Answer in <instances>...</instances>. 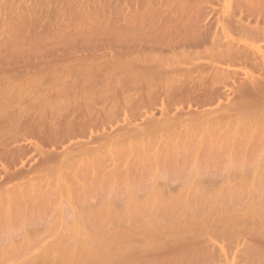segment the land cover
Masks as SVG:
<instances>
[{
    "label": "rangeland",
    "instance_id": "1",
    "mask_svg": "<svg viewBox=\"0 0 264 264\" xmlns=\"http://www.w3.org/2000/svg\"><path fill=\"white\" fill-rule=\"evenodd\" d=\"M5 1L3 0V3ZM22 1L7 0L8 5H10V3L13 4H11V6L5 5V8L3 9L4 11L2 10L3 13L0 9V13H2V15L4 14L5 10L9 7V9L11 8L10 10L12 12H10L9 9L6 10V12L9 11V13H11V17H13L14 14L18 18L20 16V18L23 19L20 20L22 22H20L19 19L14 15L13 19L14 18L18 19L16 21H18V23L20 22L19 25H21V27L16 25L19 27V30L17 29L18 27H14V28L18 30L17 33H20L22 28L23 29L22 33L25 34L24 38L26 37L28 38L30 37V39L34 38L32 42L34 43L35 41V44L32 45L33 43L29 39L28 43L29 42L32 43V44L29 43V45H31L32 47L31 49L30 47H28L29 45L27 43V47L29 48V50L26 47V44L23 47L21 46L22 48L25 47L28 53L30 52L28 57L25 53V49L23 50L24 52L21 54L22 52L21 47L20 49L19 48H17V50L15 49V52H13L12 54L11 49L9 48L11 46L10 41L11 40L14 41V38L16 37L13 35L16 32H12L13 34L9 32V30L12 29H8L9 28L8 23H10L13 20L10 19V22L9 20L6 21L8 26L5 23H4L5 25L3 26L2 22L3 20L5 21V17L8 12L4 14V16L0 14V19H1L0 26L1 27L3 26L2 28L0 27V43L1 41L4 40L3 43L5 42L6 44L9 40L8 43L10 44L9 46L6 44L8 50L10 49L8 51L10 52L8 53L9 56L6 53L7 47L6 49L5 48L3 49V47H5L3 43L2 46L0 44V46L2 47V49L0 47V51H2L0 52V54L3 56L2 53H6L4 58H6V56H8V59L9 57L12 58V60L10 58L11 61L9 65L7 64V61L4 60V58L3 59L0 58L2 61L0 62V264H65L68 254L70 252H80V250H82L85 246L95 245L96 244L95 241H97L98 238L108 239V245L105 248H100L97 245L94 246L93 250L95 251L97 257L96 264H166L165 262L166 260L169 264H264V218L243 216V211L246 210L245 206L248 202V199L253 196L262 197L263 195L262 193L264 192V185L257 184V182L264 181V107H262L261 105L257 107L254 98H244L243 95L239 93L240 87L243 85H247L251 87L252 83L264 84V62H261L260 65L258 66H254L249 63L246 64L235 63L231 65L229 70L232 74L235 73L234 77L235 75H237V78H235L237 79L235 80L236 82L234 84L230 83L229 86L226 88L227 90L224 89L225 93L222 92L223 91L222 89L221 91L222 96L220 97L222 101L220 99H217V101L214 100L213 103L212 102L208 103V101L207 102L205 101L207 99L204 98V93H203L204 90H202L205 88L199 85V83H197V87H196V84L194 85V83H191L190 80L187 81V77L185 74V71L188 68L203 66L206 63H208L209 62L208 53H202V55L200 56L201 58L194 57L192 59L194 63H191L190 62L191 60L184 57H180L178 61L175 58L172 59L171 56L173 57L174 52L170 53V44H168L169 49L167 48V53H166V47L165 49L163 48V52H160L162 50L161 49L162 44L159 48V51L157 50V48L155 49V47H157V45L160 44L159 41L165 42L166 44V42L169 41V37L171 35L173 36V34H171L172 32L175 34V31L177 30L179 31L180 28L181 31H184L186 29L187 31H189L188 27L186 29L184 28L188 25L189 28H191L192 30L196 26H199L198 29L206 28L205 32L203 31V29H201L202 31L199 30L201 35L203 33H206L205 35H207V33L209 32L207 31V29L210 28L211 29L210 32H212L213 30L214 32L212 33L215 32L218 33L221 43L225 45L231 44L235 48H242L244 50H248L251 52L253 51L255 52L256 50H264V38L255 39L245 34H239L235 32L230 26V21H233L235 19L238 20L240 17L244 19L243 20L244 23L245 22L250 23L249 27L254 28L258 23L260 24L261 27L264 26V2L263 3L261 1L258 2V0H256V2H258V4L261 5V6L259 5V7L256 8L258 4L257 5L254 4L255 3L254 0H95V1L90 0L93 2V3L91 2L92 4H95V6H93L95 10L92 9L93 7L90 8L93 10V14L91 13V15H93V18H98V19H94L96 22H98V20L99 21L101 20L100 22H102V25L99 22L100 23V24L98 23L99 25L96 24L94 25V23H92V25L90 26L89 24L93 21L92 20L93 18L89 14L90 11L92 12V10H89V3H90L89 0L88 1L76 0L79 1L78 3H76V1L72 2L73 0H71L72 4H68V5L65 3H68L69 0H67L68 2L66 0H64V2H61L63 0H50V1L22 0ZM84 1L86 3H84ZM250 1H251V5L249 3ZM252 1L254 2L253 4ZM0 2H1L0 8H3L4 6L1 7L2 0H0ZM39 2L41 4H39ZM48 3L51 5V7ZM52 3L55 6H53ZM92 4H90V7L92 6ZM248 4L251 6L252 9L251 8L249 9ZM14 5L17 9H12V6L14 7ZM33 5L36 6L39 5L38 7L41 10H39L38 12V7L35 6L36 8L35 9ZM70 5L73 6L69 7ZM28 6L31 7L30 8L31 10L27 8ZM63 6L64 7L67 6V7L63 8ZM85 6L88 9L87 12L89 11L88 15L87 12L86 14L84 13V15L83 12L81 13L82 11L81 9L85 11L86 9ZM79 7L82 8L80 9ZM25 8H27V10ZM33 8L35 12L32 11ZM99 8L101 9L103 8V9L100 10ZM253 8H255V11H253L254 10ZM28 9L30 12L31 11L32 13L34 12V14L29 13ZM44 9L45 10L49 9V10H46V12L44 13L45 11ZM52 9L55 11H53ZM63 9L65 10L64 12ZM96 9H98L100 13L96 11ZM22 10L24 12L28 11L24 13V16L27 15L28 13V15L30 16V20H29L30 23L29 21H26L28 22L27 24L26 22H24L25 19L26 20L28 19L25 18L28 15L25 17H21L23 16ZM51 10L53 11V13ZM67 10H69V13L71 12V14H69ZM36 11L38 14L40 13L41 15L44 13L45 17L44 14L42 16L39 14L40 17H37L38 14L36 13ZM74 11L76 12L78 11L79 15ZM94 11H96V13ZM180 11H182V14L184 16L182 14L179 15L181 13ZM47 12L50 14H48ZM184 12L188 13L189 16L188 14L186 15V13ZM195 12L197 15L195 14ZM73 13L77 14V15L75 14L76 18L77 16H79L78 19H80L81 14L82 16H86V17L81 16V18L82 19L87 18L86 22H88L87 25L88 27L90 26L91 28L93 27L95 28L101 27V28L100 29L94 28V31L89 30L90 27L89 29L88 28L85 29L84 28L86 24L85 20L83 19L84 22L81 23L82 22L81 19L79 20L81 21L79 23L78 19H74L75 17L73 16L74 15ZM94 13L95 14L99 13L98 17H96ZM173 13L176 15H174ZM190 13H191V17H190ZM54 14L55 16H51ZM65 14L67 15L65 16ZM8 15L9 14H7V18ZM61 15L64 17H62ZM71 15L73 18L71 17ZM101 15L102 16L105 15L103 16L106 17L104 19L105 22L102 21L103 17ZM159 15L160 16L162 15L161 16L162 19H160ZM32 16H34L35 19H33ZM153 16H155V18ZM173 16L174 17L176 16L175 18H177L178 21L175 18H173ZM167 17H169L170 19L172 18L171 21L169 18L167 19ZM37 18L38 19L40 18L41 21L40 20L37 21L36 20ZM71 18L74 19L75 23H77L78 26L79 24L80 25L84 24V26L81 27L82 29L81 32L78 33V30H76L78 26L76 24V28H75V23H73L72 25L73 28H70L72 27L71 26L72 22H74L72 21ZM134 20L136 21L134 22ZM152 20H155V22H153ZM175 20L177 21V23H175L176 22ZM66 21L69 22L66 23ZM116 21L120 23L118 24ZM143 21L145 22L147 21L146 23L147 27L148 25L151 28H153L154 25H156L157 27H155V29L153 28L154 30L152 29V31L151 30L148 31L149 28L145 30L146 28L143 27L145 26V23ZM148 21L150 22V24H148L149 23ZM181 21L184 22L185 24L182 23ZM191 21H192V25L193 26L195 25L194 27L191 25ZM55 22L58 23L59 25L55 24ZM108 22L110 23L107 24ZM127 22L130 23L128 24ZM141 22H143V24H141ZM180 22L182 23V25H180L181 24ZM197 22L198 24L196 25ZM22 23H24L26 27L22 26ZM116 23L118 25H116ZM159 23L161 25L164 24L163 27ZM166 23L167 25H169L168 26L169 30L167 28V25L165 26ZM12 24L13 23H11V27ZM126 24H128L129 26ZM66 26H69V28ZM125 26L130 31L133 30L134 28L135 33L134 31H132L133 34L128 33L129 34L128 35L126 32L127 30H125L126 28H124ZM177 27L178 29H176ZM5 28L9 33L5 30ZM61 28H63V30ZM105 28H109V30ZM111 28L113 30V33ZM142 28L145 31L142 30ZM57 29L59 30L57 31ZM54 30L57 31L58 37H56L57 33ZM85 30H87L88 32ZM120 30L121 32H124V34L126 32V35H124L123 33L121 34ZM3 31L5 32L3 33L4 35L2 34ZM102 31L104 33H102ZM154 32L157 34H155ZM89 33H92V36H90L91 34ZM94 33L95 34L98 33L96 34L98 36H94L95 35ZM108 33L110 36L107 35ZM181 33L185 34L186 32H181ZM181 33L180 35H182ZM200 33L198 32V34ZM212 33L211 34L209 33L208 35L211 36L213 35ZM5 34L8 37L13 36L12 39L9 38L7 40L5 38ZM44 34L46 36H44ZM51 34H52L51 36L52 38L50 37ZM53 34H55L54 36L56 39L53 38L54 37ZM19 35L16 36L22 38L23 40V37ZM66 35H68L69 38ZM73 35L75 38L74 37L71 38V36ZM88 35L90 36L89 38L87 37ZM100 35L102 39L99 38ZM121 35L125 36L126 38L124 37L122 38ZM185 35H183L182 37H184ZM205 35L203 34L202 36ZM117 36L121 37L123 40L120 41V39L118 38L116 39ZM129 36H131V39L129 38ZM141 36L143 38H141ZM43 37L45 40L41 42V40H43L42 39ZM76 37L79 41L76 39ZM81 37L83 40L80 42ZM137 37L141 40L143 39L142 42L144 43L140 42L141 40H139V43H141L142 45L138 44ZM38 38H39V44H38ZM87 38L88 40L92 38V42L91 41L89 42L90 47L89 44L87 45V42L85 43L84 41L85 39L87 41ZM132 38L136 39L137 44H135L134 40L132 41ZM174 38L176 39V36ZM70 39L71 40L73 39V41H71ZM126 39H127V43L130 44L129 47H131L132 45L133 48L131 50V48L128 47V50H126L127 52L123 51V48L125 49V46L127 47L128 44H126L125 46H121V44L123 45L125 44ZM177 39L176 41H178ZM16 40L20 41V39L18 38H16ZM74 40H75V45H74ZM115 40L116 42L120 41L119 46H121L122 48H119ZM24 41L20 42V44L24 45L23 42L26 43L27 38ZM57 41L62 43L63 45L67 44V46L65 45V47L63 48V45L61 44L62 45L61 47L60 43H58ZM146 41L147 42L151 41V42L147 43ZM153 41H157L155 42L156 43L155 47L154 45L153 47H151L152 44H154ZM50 42L52 47L49 44ZM133 42H134V46H133ZM145 42L146 45L147 44L150 45V47L147 45V48H150V50L155 52H150V50L148 51V49H146V46L144 47ZM42 43L44 44L45 48L47 45L49 46V48L46 49L44 48V52H43L44 57L41 54V52L43 51ZM112 43L114 44L116 43L115 44L116 49L113 48L114 45H112ZM37 44L38 47H36V50H38V52L34 51L33 55L35 57L38 56L37 55L39 54L38 48L40 47L41 55L38 56V59L39 57L40 58L43 57L44 59L46 58L47 55L48 56V59L46 58L47 61L46 59L43 61H41L40 59L37 62V58H34V56H32L31 51L33 52L34 47ZM165 44L163 43V47L165 46ZM13 45L15 44L13 43ZM208 46L211 47L210 43L207 44V46L202 47L200 51L204 52V48H208ZM12 47L13 46H11V48ZM70 47L72 48L73 53L71 51V53L69 54L67 53V51L69 52V50H71ZM74 48L76 50H74ZM79 49H80L79 52L82 53L78 52L76 54V52ZM138 49L139 51L142 49L141 51L143 54H139L140 56L137 55L139 52ZM60 50L61 53L66 50V55H68V57L65 54L62 55L59 54ZM112 50L115 51L116 54H114L115 52L113 53ZM17 51L21 55L19 53H16ZM147 51L148 53L149 52L150 53L147 54ZM164 51L166 54L164 53ZM51 52H53L52 53L53 58H51V56L49 55V53ZM57 52L59 54L58 56L56 54ZM119 52H121V54H119ZM144 52L148 56L147 55L145 56ZM159 52L161 54V57L163 56L164 59L168 57L167 60L165 61L163 59L164 66L160 65L161 67H159L160 63H158V60L159 58L161 59V57L159 56L158 59L156 58L158 57V55H160ZM98 54L99 56L96 57V55ZM122 54L124 55L122 56ZM93 55H95L94 57L96 63L91 64L92 61H94ZM142 55L145 56L146 60ZM22 56H24L23 60L22 58H19ZM133 56H135V62L132 59ZM26 57L29 62L23 64V61L24 59L26 60ZM78 57H81L79 58L80 62ZM84 57L87 61L84 60L82 62L81 59ZM49 58L51 60H49ZM65 58H67V60L70 58L69 59L70 62L66 61ZM74 58L76 64L75 63L71 64L73 63ZM129 58L131 59L133 64H131ZM154 58L155 61H153ZM13 59L16 62L18 59H21L22 64L20 63L21 60H18L19 62L17 63L14 61V64H12ZM35 59L36 62H34ZM71 59L73 61H71ZM76 59L78 62H76ZM54 60H55V64H54ZM58 60L60 61V66H62L61 68L59 66V63H57ZM144 60L146 61V63H148V65H150L149 67H147V64L145 63ZM4 61H6V65ZM39 62H41L40 65H38ZM43 62L45 64L41 66ZM49 62L50 64H52V66L49 64ZM86 62L87 64L88 63L89 64L86 65L85 64ZM19 63H20V67H22L23 70L18 66ZM99 63L100 65L102 64L101 66H103L102 67L103 72L106 71L105 70L106 68L112 67L111 72L114 74L116 73V75H118L120 72L116 68V66L121 63L123 65L129 66L130 69L135 72L151 71V73L154 75V79L152 80L153 86L150 81L151 84L150 86H147L146 83L145 84L143 83L144 85L142 84L143 87L141 86V84L140 86H136L138 88H136L135 86H131L130 87L131 92L127 90L128 88H126V86L125 87L123 86L124 89H121L120 92V88H122L123 84L122 85L120 84V86L118 85V87H120L118 88L117 85L114 83L118 91H116L117 89L115 90V88L114 91L112 90L115 96L113 97L112 91L111 93L107 92L108 94H105V90H106L105 85L108 83L102 77L101 85H103L105 89H103V86L100 85L99 80H96L98 81V83H96L94 87L95 95H92L93 99L91 96H86V94L77 95L81 88L76 89L77 93L75 94L74 98H73L74 96L73 93H72L73 94L72 97L71 96L67 97L66 95H64L63 98L62 96L58 95L59 92L57 91V88L61 87L63 83H65L68 80L69 77L67 73L68 71L70 70L79 71L83 69L82 68L83 66H85L84 67L85 69L86 67L87 69H93L95 65H99ZM11 64L13 66L16 64L15 70H14L15 67H13ZM27 64L29 66L31 64L33 68L31 66L30 68L27 66V68L25 69V66ZM40 66L41 67L45 66V68L43 67L41 69ZM171 66H175L176 69H179L177 70L179 73H176L178 75L167 73V71H172L173 69H175V68H171ZM51 67L53 68L51 69ZM226 67L227 66L225 65V68ZM63 68L65 69L64 71L65 75L67 74L66 76L63 73L64 70ZM35 69L37 72L39 69V72L38 73L36 72V76L34 77L31 73L35 74ZM96 69H98V67H96ZM24 70H26V72H24ZM46 70L48 73L46 72ZM42 71L45 74L44 77ZM19 72L20 74L18 75ZM49 72L50 73L52 72L53 76L52 73L50 74ZM72 78L73 79H71L70 76V79L66 82V84L73 85L72 81L75 82V79L78 80V83L79 82L81 83L82 81L81 79L75 76H72ZM167 78L169 79V81L174 83V85L173 83H171L173 85V88L171 87L170 84L166 83ZM102 79L105 81H103ZM122 81H128L127 77H124ZM160 81L166 83L168 87L170 85L171 89L169 90L174 89V86L175 89H180L181 87L180 89L181 92L183 89L185 90L187 88L188 90L187 95H186L187 91L182 93L185 94V96L187 97L189 95L187 100L188 102L187 103L184 102L182 104H181L182 101L181 102L178 101V103L180 102V104L175 102V99L180 97L179 94H177L178 90L176 93L178 97L174 93L175 99L173 98V95H170L172 92L170 93L168 91L167 92L168 95L166 96L167 93L166 92L163 93V90L160 88V85L162 87L165 84L159 83ZM190 84L193 85L191 86ZM156 85L157 86L159 85V88L157 87L158 90L152 89L153 87L156 88ZM166 85L164 86V89L166 88L164 91L167 90ZM96 86L98 87V89H96ZM194 86L198 88L196 92L194 89H193L194 91L192 90ZM45 87H47L48 89L47 94L48 96L50 95L49 98L45 92L46 90ZM79 87H81V85ZM135 88L138 89L140 93L144 92L145 95L142 93L143 97L141 95L139 97L138 95L140 93L135 92ZM144 88L145 90L147 88V91L143 90ZM190 88L191 91H193L192 92L193 95L194 93H196L197 95L198 93L199 94L203 93V95L200 98H198V100L196 99L195 101L194 97L192 98L190 95L192 94L191 92H189ZM52 89L54 90V93H52ZM99 89L101 90V94H99L100 92ZM71 90L72 89H70V91ZM55 91L57 93H55ZM132 91L133 93H135L134 96L136 94L138 95L134 97ZM150 91L151 92L153 91V93H151ZM154 92L158 94L155 95L156 93ZM43 93L45 94V96L43 95ZM149 93H151V98ZM52 94L53 96L55 95V99L57 100H55L54 97L52 98ZM124 94H127V96L129 95L128 96L129 98L131 94V96H133L134 98H131L130 102H128L129 99L126 101L127 96L126 97L123 96ZM57 96L59 99L60 97L62 99L59 100L58 98H56ZM107 96L108 97L110 96L111 101L108 100ZM168 96H172L169 102L168 100L170 98ZM50 97L52 98V101L49 100ZM152 97L154 98L153 102L150 101ZM155 97L158 100L161 97V101L160 100L157 101ZM103 98L107 100L105 101ZM190 98L194 99L195 102L191 103L193 100L191 101ZM114 99H117L116 100L117 102L115 103L116 105L117 103H119V101H121L120 104L121 103L122 104L121 105L118 104L116 106L118 108L120 107L119 110H117L118 117L115 120V123H113L114 125L111 123L112 124L111 127L110 125H108L109 126L108 128L102 125V123L106 122L107 120L104 117L102 118L101 116H103V113L105 116L107 114L106 112L111 111L110 109L111 105L115 107L113 105L114 103L113 101H115ZM185 100L186 98H184V101ZM165 101L167 103H165V106H163ZM204 101L205 103L201 105ZM220 101L222 103H220ZM111 102L112 104H110ZM172 102L173 103L175 102V104H172ZM188 103L192 104L193 107H190ZM194 103L196 104V106ZM87 104L90 106V109L95 111V113L93 112L94 114L100 113L99 114L100 116L96 114L95 117V118L101 117L99 120L93 119L94 122L90 121L92 123L96 122L95 124L96 128L93 127L95 126L93 124L89 125L90 122L88 119L90 118L91 120L92 119L91 116L94 117V114H91V116L89 115L90 109H88L89 106ZM161 107L163 109H161ZM164 107L165 109L167 107L166 111ZM78 108L79 109L82 108L83 110L80 109L82 111L79 113L80 110ZM217 109H222V111L224 112L226 109L227 110L230 109V111L232 109V111L230 112L232 117H230L229 119H225V121H223L218 127L220 133H225L232 139L234 137L237 138L236 141L235 139H233L232 140L233 142H230L229 144L222 147V150L220 152V155H218V157L213 158L210 161H205L203 158L198 157L193 153L192 154L187 153V154L177 155V157H175L171 161V160H163V159L160 160L155 157H151V155L147 156L146 155L147 152L144 153V150L149 151V153H152L156 149L160 148V146L164 145V143L167 142L168 140L171 141V138L173 139L174 137V139L172 140L174 141L175 139H178L180 136L182 137L183 134H185L186 132H189L190 129L192 130L191 125L189 124H192L193 127L192 122L194 121L195 119L194 117H196L197 114H198L197 117H199L201 114L204 113V111L207 110L214 111ZM73 110L75 112V116ZM92 110L90 111L92 112ZM114 112L116 111L114 110ZM183 113L186 114V116H184ZM199 113L201 114L199 115ZM79 114L83 115V117H81ZM126 116H127V120L125 121ZM177 117L183 119L181 121H184L185 120L184 118H186L188 122L180 123V119H178ZM165 119H169L170 123L171 121L173 120L175 121L176 119L179 122L177 121L175 122L178 123L179 125L177 124V126L175 127L174 125L176 124L174 121L171 123V124L174 123V125L171 124L168 125L167 123L169 122H167V120L165 121ZM159 120L160 121L162 120L161 123H159ZM87 121L89 123L84 124V122ZM128 121L129 122L131 121L130 124ZM157 122L159 124L157 126H160L161 128L159 129L158 127L157 129V127H154L157 130V131L154 130L156 131V133L152 130L155 133L154 134L151 131V129L153 128L152 125L156 126L155 123L157 124ZM80 123L81 125H83V128L86 125L92 131L87 130L86 129L87 127H85V129L87 130L84 131L86 133L85 135V133L82 131V128L81 130H79ZM106 123L110 124L108 122ZM68 124L69 126H67ZM75 124L76 125L78 124L77 125L78 127ZM27 125H30L31 127ZM24 126H26V130H24L25 129ZM112 126L114 127L115 131ZM172 126L174 127L172 128ZM131 127L134 128V130H132V132L129 133ZM58 128L59 130L60 129L62 130L59 131L57 130ZM76 129H78V133L75 132ZM20 130L22 131L21 133ZM107 131L109 132L107 133ZM16 132H19L20 137L16 135ZM66 132L68 133V135H65L67 134ZM90 132L93 133V135L91 134V136H89ZM149 132H151L152 134H148ZM95 133L98 134L95 135ZM62 134L65 135L66 137L65 136L63 137ZM124 134L125 135L129 134L132 139L128 140L129 136L128 135L125 136ZM123 135L125 136V138L128 137L126 138V141L128 140L129 144H126L125 148H123L121 151H119L118 149H117L118 151H115L116 146L118 145L120 146L121 143L125 140ZM91 137L93 140H91ZM98 137L100 140L98 139ZM68 138L70 139V141L66 140ZM51 141L53 144L49 143ZM58 141L61 142L58 143ZM78 142L80 144H77ZM71 143L74 144L73 145L74 149L76 145H78L77 146L78 148L76 149L78 152L76 151V153L77 154L79 153L80 156L76 155L75 151L73 152L71 151L72 153H70V150L73 149ZM53 145L55 147H53ZM85 145L87 146L86 152L89 151L88 149H90V147H92L91 149L93 150L95 147L97 148L101 147L100 149L102 150V152L99 149L100 151L95 150V152L93 153L96 154V152L99 151L98 153H100L99 154L100 157H95L92 155L86 156L87 153L83 156V153L85 151L82 153V147H84ZM131 145L132 147H130ZM36 146L38 148H36ZM68 146L71 148L69 149ZM62 147L64 149H62ZM113 147L115 148V150H113ZM20 148H22L23 150H20ZM53 148L55 151L53 150ZM66 148L69 150H67ZM110 149L113 152H111ZM15 150H18V152H15ZM49 151H52L55 154ZM90 151L89 153H91ZM87 161H89L90 164L92 165L90 167L87 166L89 171L85 172L84 175L85 176L84 180L87 181L99 180L106 175L113 174L114 172L124 173L125 171H128L127 168L129 167L131 168L133 167V168L127 175L125 176L123 175V177H120L118 181H115L111 184L108 183L107 186H104L103 188L97 187L92 189L89 187L83 190L78 185H76L72 173L77 171L79 168L82 169L84 168L85 170V166H86L85 163H87ZM82 165L85 166L83 167ZM17 173L20 175H18ZM14 175L15 177H13ZM227 177L236 180V182L244 181V183L241 185L227 186V183L222 184L217 182ZM63 183L71 187L70 192H67L60 188L58 189V187L61 186V184ZM211 190L212 192L214 191L218 195L224 196V198L226 197L227 200L226 201L221 200L218 202L207 201L206 199L207 194L205 193L209 191H210L209 193H211ZM235 191L236 192L238 191V196L233 198L229 194L234 193ZM263 205L261 206V208L264 207ZM174 211H178V213L182 215L180 218L181 221L183 222V226H181V229L179 231V237L182 240V242L187 241L189 243L188 245V243L186 242V245H188L189 248L178 252L181 253L180 255L178 253H172L170 254V256L167 255L168 257L166 258V260H164L159 257V253L156 252L158 254L157 256V254H155L152 249L148 250V248L143 246L144 243L140 241L143 240V238L141 237V235H139L141 238L139 236H136L137 233H135L136 232L135 230L139 227L140 230H142L146 222L155 221L159 219L164 220V223L166 225V221L168 220L167 214ZM159 232L160 234L159 236H157ZM157 235L153 237L154 240H157V242H161L162 239L164 238H169V239L171 238L164 235L161 231H158ZM160 236L161 238H157Z\"/></svg>",
    "mask_w": 264,
    "mask_h": 264
},
{
    "label": "bare ground",
    "instance_id": "2",
    "mask_svg": "<svg viewBox=\"0 0 264 264\" xmlns=\"http://www.w3.org/2000/svg\"><path fill=\"white\" fill-rule=\"evenodd\" d=\"M5 1V0H4ZM22 1V0H21ZM40 1V0H39ZM48 1H50V0H48ZM67 1V0H66ZM74 1H76V0H73L72 2H74ZM88 1V0H87ZM90 1V0H89ZM92 1H95V0H92ZM92 1H90V3H89V10H95L94 9V7L93 6H95V4H92L93 2ZM255 1V3L252 1V4L254 3V4H258V2L259 1H261L262 3L264 2V0H258V2H256V0H254ZM6 2H7V0L3 3V0H2V6L1 7H3V8H0L1 9V11L5 8V5H8V2H7V4H6ZM23 2V1H22ZM42 2V1H41ZM52 2V1H51ZM61 2H64V0L63 1H61ZM68 2V1H67ZM71 2V0H69V2L68 3H65V4H72V2ZM79 1H76V3H78ZM92 2V3H91ZM131 2V1H130ZM260 2V3H261ZM10 3V2H9ZM81 3V2H80ZM84 3H86L85 1H84ZM95 3V2H94ZM98 3H99V1H98ZM125 3V2H124ZM129 3V2H128ZM133 3V2H132ZM160 3V2H159ZM163 3V2H162ZM245 3H247V2H245ZM250 3V5H251V1L249 2ZM0 4H1V2H0ZM4 4V5H3ZM11 4H13V3H10V5H8V6H11ZM24 4H25V2H24ZM27 4H28V2H27ZM39 4H41L40 2H39ZM44 4V3H43ZM49 4V3H48ZM55 4V3H54ZM58 4H60V3H58ZM57 4V5H58ZM88 4V3H87ZM90 4H92V6L90 7ZM101 4V3H100ZM185 4H187V3H185ZM45 5V4H44ZM50 5V4H49ZM52 5H53V3H52ZM57 5H56V7H57ZM76 5V4H75ZM78 5V4H77ZM99 5V4H98ZM123 5V4H122ZM121 5V6H122ZM136 5V4H135ZM190 5V4H189ZM249 4H248V6H249V9L251 8V6H250ZM255 5V6H256ZM259 5L260 4H258V6H256V8L257 7H259ZM8 6H6V7H8ZM35 6L36 5H33V7L35 8ZM39 6V5H38ZM38 6H36V7H38ZM42 6V5H41ZM53 6H55V5H53ZM59 6V5H58ZM71 6H73V5H70L69 7H71ZM81 6V5H80ZM97 6V5H96ZM131 6V5H130ZM134 6V5H133ZM246 6H247V4H246ZM261 6V5H260ZM14 7H15V5H14ZM13 6H12V9H17L16 7L14 8ZM26 7V6H25ZM50 7H51V5H50ZM67 7V6H66ZM66 7H64L63 6V8H66ZM75 7V6H74ZM93 7V8H92ZM101 7H103V6H101ZM127 7V6H126ZM181 7H183V6H181ZM191 7V6H190ZM192 7H194V6H192ZM253 7H254V5H253ZM27 8H31V7H27ZM27 8H25L26 10H27ZM34 8H33V10L32 11H34ZM55 8V7H54ZM76 8V7H75ZM74 8V9H75ZM77 8H78V6H77ZM80 8V7H79ZM82 8V7H81ZM80 8V9H81ZM85 8H86V6H85ZM84 8V9H85ZM87 8H88V5H87ZM85 9V11H83V9H81L80 11H81V13L83 12V15H84V13L86 14V12H87V10L88 9ZM90 8H92V9H90ZM184 8H185V5H184ZM9 9V7L6 9V10H8ZM11 9V8H10ZM9 9V10H10ZM29 9H28V11H29ZM36 9V8H35ZM69 9H71V8H69ZM100 10H102L101 8H99ZM126 9V8H125ZM129 9H131V8H129ZM133 9V8H132ZM181 9H183V8H181ZM180 9V10H181ZM252 9V8H251ZM254 10L253 11H255V8H253ZM6 10H5V12H4V14H6L7 12V14H9L10 15V17H11V13H9V11H7L6 12ZM20 10V9H19ZM24 10V9H23ZM22 10V11H23ZM31 10V9H30ZM39 10H41L39 7H38V12H39ZM45 10V9H44ZM46 10H49V9H46ZM46 10L44 11V13L46 12ZM53 10V9H52ZM51 10V11H52ZM58 10V9H57ZM79 10V9H78ZM93 10H92V12L90 11H88L89 12V14L91 15V13L93 14ZM128 10V9H127ZM126 10V11H127ZM135 10H136V8H135ZM4 11V10H3ZM3 11H2V13H3ZM15 11V10H14ZM14 11H13V13H14ZM21 11V12H22ZM25 11V10H24ZM22 12L23 13V16H21V17H25V16H27L28 15V13H27V15H25L24 16V13H26V12H28V11H26V12ZM32 11L30 12L29 11V13H32ZM51 11H50V13H51ZM53 11H55V10H53ZM53 11H52V13H53ZM61 11V10H60ZM59 11V12H60ZM65 10L63 9V12H64ZM68 11V13H69V10H67ZM96 11H98L99 12V10L98 9H96ZM96 11H94L95 13H96ZM118 11V10H117ZM121 11V10H120ZM125 11V12H126ZM251 11V10H250ZM10 12H12L11 10H10ZM17 12V11H16ZM35 12V11H34ZM34 12L32 13V14H34ZM42 12V11H41ZM62 12V13H63ZM72 12H73V10H72ZM74 12H76V11H74ZM88 12H87V15H88ZM134 12V11H133ZM179 12V11H178ZM181 13L179 14V15H181L182 14V11H180ZM2 13H0L1 15H2ZM13 13H12V15H13ZM20 13V12H19ZM36 13H37V11H36ZM43 13V14H44ZM48 13V12H47ZM50 13H48V14H50ZM57 13V12H56ZM78 15H79V13H78V11L76 12ZM76 13H73L72 15L75 17L77 14ZM80 13V14H81ZM94 13V14H95ZM100 13V12H99ZM99 13L98 14H95L96 15V17H98V15H99ZM113 13H115V12H113ZM119 13V12H118ZM121 13V12H120ZM177 13V12H176ZM184 13H186V12H184ZM192 13V12H191ZM191 13H190V17H191ZM4 14L2 15V16H4ZM7 14H6V17H5V21L3 20V22H2V25L4 26L5 24L7 25V22L6 21H8L9 20V22H10V19H12L14 22L16 21V20H18L19 19V21L20 20H23L22 18H20V16H19V18L18 19H16V18H14L13 19V17H14V15H13V17H9V15H8V18H7ZM32 14H30V15H32ZM38 14V13H37ZM40 14V13H39ZM39 14L37 15V17H40L39 16ZM42 14V15H43ZM69 14H71V12L69 13ZM68 14V15H69ZM76 14V15H75ZM126 14V13H125ZM132 14V13H131ZM174 14V13H173ZM188 13H186V15H187ZM193 14V13H192ZM195 14H196V12H195ZM17 15H18V13H17ZM20 15V14H19ZM22 15V14H21ZM41 15V14H40ZM41 15V16H42ZM67 14H65V16H66ZM72 15H71V17H72ZM116 15H117V13H116ZM121 15V14H120ZM123 15V14H122ZM152 15H155V14H152ZM157 15V14H156ZM174 15H176V14H174ZM178 15V16H179ZM183 15V14H182ZM185 15V16H186ZM197 15V14H196ZM29 16V15H28ZM25 17V18H28L27 20L25 19V21L24 22H26V21H29L30 20V16L29 17ZM47 16V15H46ZM51 16H55V14L54 15H51ZM59 16V15H58ZM62 16V15H61ZM81 16H82V14H81ZM81 16H80V19H78L79 18V16H77V18L75 17L74 19H78V21L79 20H81L82 18H81ZM92 16V18H93V15H91ZM102 16V15H101ZM103 16H105V15H103ZM102 16V17H103ZM126 16V15H125ZM162 16V15H161ZM161 16L159 15V17H160V19H162L161 18ZM172 16V15H171ZM184 16V15H183ZM188 16H189V14H188ZM33 17V19H35L34 18V16H32ZM31 17V18H32ZM35 17H36V15H35ZM44 17H45V14H44ZM44 17H42V18H44ZM50 17V16H49ZM62 17H64V16H62ZM82 17H86V16H82ZM88 17V16H87ZM117 17V16H116ZM128 17H130V16H128ZM151 17V16H150ZM154 18H155V16H153ZM176 17V16H175ZM174 16H173V18H175ZM199 17H200V15H199ZM7 18V19H6ZM41 18V19H42ZM52 18H54V17H52ZM67 18H68V16H67ZM66 18V19H67ZM73 18V17H72ZM71 18V19H72ZM89 18V17H88ZM91 18V17H90ZM106 17H103L102 18V21H104V19H105ZM107 18H109V17H107ZM123 18V17H122ZM126 18V17H125ZM156 18H157V16H156ZM169 17H167V19H168ZM182 18V17H181ZM186 18V17H185ZM193 18H195V17H193ZM197 18V17H196ZM2 19H4V18H2ZM33 19H31V20H33ZM74 19H72V21H74ZM84 19V18H83ZM81 20V21H79V23L81 22V23H83L84 22V20H85V22L87 21V18L86 19H84V20ZM94 19H98V18H93L92 20V22L89 24L90 26L92 25V23H94V25L96 24V25H99L100 23H101V25H102V22H100L99 20H98V22H96ZM99 19H101V18H99ZM170 19V18H169ZM172 19V18H171ZM171 19H170V21H171ZM176 20H177V18H175ZM200 19V18H199ZM238 19V18H237ZM1 20V19H0ZM37 21L38 20H40V18L38 19H36ZM60 20V19H59ZM70 20V19H69ZM88 20H90V19H88ZM124 20V19H123ZM141 20V19H140ZM144 20V19H143ZM157 20V19H156ZM175 20V21H176ZM181 20V19H180ZM244 19L242 18V17H240L238 20H233V21H230V26H231V28L235 31V32H237V33H239V34H245V35H247V36H249V37H251V38H255V39H261V38H264V26H260V24L258 23L254 28H252V27H249V24L250 23H244V21H243ZM13 21H11L10 23H8V29H12V30H9V32H11V34H13L12 32H16V33H14V35L13 36H15L16 38H18V39H20V41L19 40H16V38H14V41L13 40H11L10 41V44H11V46H13L12 48H11V46L9 47L10 49H11V52H12V54H13V52H15V49L17 50V48H19L20 49V47L22 46H25V44H26V47H27V43H28V41H29V39H30V37L28 38V37H26L27 38V42L26 43H24L25 41V39L26 38H24V35L25 34H23L22 33V28H21V32L20 33H17L18 32V30H19V27H21V25H19L20 24V22H22V21H20L19 23H18V21H16L15 23L13 22ZM41 21V20H40ZM71 21V20H70ZM71 21V22H72ZM110 21V20H109ZM128 21V20H127ZM136 20H134V22H135ZM153 22H155V20H152ZM158 21V20H157ZM157 21H156V23H157ZM164 21V20H163ZM174 21V20H173ZM178 21V20H177ZM177 21L175 22V23H177ZM183 21H184V19H183ZM195 21V20H194ZM197 21V20H196ZM1 22V21H0ZM60 22V21H59ZM61 22H62V19H61ZM67 22H69V21H66V23ZM76 22H77V20H76ZM100 22V23H99ZM105 22V21H104ZM117 22V21H116ZM126 22V21H125ZM133 22V23H134ZM144 23H145V26H143L144 28H146L145 30H147L148 28H149V30L148 31H152V29L154 28L155 29V27H157L156 25H154L153 23V28H151L149 25H148V27H147V25H146V23H147V21L145 22V21H143ZM143 22H141V24H143ZM149 22V21H148ZM150 22H151V20H150ZM150 22L148 23V24H150ZM182 22V21H181ZM180 22V23H181ZM5 23V24H4ZM11 23H13L12 24V27H11ZM28 22H26V24H27ZM29 23H30V21H29ZM33 23H34V21H33ZM35 23H36V21H35ZM52 23V22H51ZM73 23H75V21L74 22H72V24H71V26L73 25ZM99 23V24H98ZM110 22H108L107 24H109ZM118 23V22H117ZM116 23V25H118ZM128 24L130 23V22H127ZM170 23V22H169ZM182 23H184V22H182ZM182 23L180 24V25H182ZM195 23V22H194ZM55 24H58V23H56L55 22ZM62 24V23H61ZM69 24V23H68ZM76 24L77 23H75V28H76ZM105 24V23H104ZM115 24V23H114ZM113 24V25H114ZM125 24V23H124ZM128 24H126V25H128ZM160 24V23H159ZM158 24V25H159ZM163 24V23H162ZM172 24V23H171ZM185 24V23H184ZM188 24V23H187ZM198 24V22L196 23V25ZM16 25H18V26H16ZM59 25V24H58ZM58 25H57V28H58ZM63 25V24H62ZM88 25V22H86V24H85V29H89V27L87 26ZM110 25H112V24H110ZM132 25V24H131ZM134 25V24H133ZM161 25V24H160ZM164 25V24H163ZM163 25H161L162 27H163ZM167 25V23L165 24V26ZM176 25V24H175ZM179 25V24H178ZM191 25H192V21H191ZM190 25V26H191ZM2 26V27H3ZM22 26H25L24 25V23H22ZM77 26H78V24H77ZM84 26V24H82V25H80L79 24V26L76 28V30H78V33L79 32H81L82 31V29H81V27H83ZM123 26V25H122ZM122 26H120V27H122ZM129 26V25H128ZM139 26V25H138ZM142 26V25H141ZM152 26V25H151ZM168 26L169 25H167V28H168ZM193 26V25H192ZM191 26V27H192ZM195 26V25H194ZM193 26V27H194ZM1 27V26H0ZM1 27V28H2ZM6 27V26H5ZM11 27V28H10ZM14 27H18L17 29L18 30H16V28H14ZM26 27V26H25ZM25 27H24V29H25ZM61 27V26H60ZM63 27V26H62ZM64 27H65V25H64ZM66 27H68L69 28V26H66ZM106 27V26H105ZM109 27V26H108ZM119 27V28H120ZM131 27V26H130ZM162 27H160V28H162ZM181 27V26H180ZM188 27V29H189V31H187V28ZM192 27V28H193ZM7 28V27H6ZM6 28H5V30H6ZM70 28H73V26L72 27H70ZM84 28H83V30H84ZM94 28L95 27H93V28H91L90 27V29L89 30H92V31H94ZM101 27H96L95 29H100ZM104 28V27H103ZM118 28V27H117ZM124 28H126V26L124 27ZM137 28V27H136ZM151 28V29H150ZM186 30H184V31H181V28L179 29V31L177 32V31H175V34L172 32L171 34H173V36L171 37H169V41L168 42H166V44H165V42H161V41H159L160 42V44H158L157 45V47H155V42H157V41H153L154 42V44H152V46L151 47H153V45H154V47H155V49L157 48V50L159 51V48H160V46H161V44H162V47H161V51L160 52H163V48L165 49V47H166V53H167V48H168V44H170V53H173V57L171 56V54H170V56H171V58L172 59H177V61L180 59V57H184V58H187V59H189V60H191L190 62L191 63H194L193 61H192V59L194 58V57H197V58H201L200 56L202 55V53H208V55H209V62L208 63H206L205 65H203V66H196V67H192V68H188V69H186V71H185V74H186V77H187V81L188 80H190L191 81V83H194V85L196 84V87H197V83H199V85H201L203 88H205V89H202V90H204L203 91V93H204V98L205 99H207V100H205L206 102L208 101V103L210 102H212L213 103V101L214 100H216L217 101V99H220V97L222 96V92L223 93H225L224 91L225 90H227L226 88L229 86V84L230 83H232V84H234L236 81L235 80H237V79H235V78H237V75H235V77H234V74H232L231 72H230V70H229V68H230V66L231 65H233V64H235V63H239V64H242V63H249V64H251V65H254V66H258V65H260V63L261 62H264V50H256L255 52L253 51V52H251V51H248V50H244V49H242V48H235L233 45H231V44H228V45H225V44H222L221 43V40H220V38H219V35H218V33H212V32H214L213 30H212V32H210L211 31V29L210 28H208L207 29V31H209L208 33H207V35H205L206 33H203L205 36H202L201 35V33H200V31H202L201 29H203V31L205 32V29L204 28H201V29H198L199 28V26H196L195 28L197 29V31H196V29L195 28H193V30L191 29V28H189V26L187 25L186 27H184ZM14 29V30H13ZM55 29V28H54ZM62 30H63V28H61ZM105 29H107V30H109V28H105ZM122 29V28H121ZM153 29V30H154ZM158 29V28H157ZM165 29H166V27H165ZM164 29V30H165ZM176 29H178V27L176 28ZM191 29V30H190ZM210 29V30H209ZM3 30V29H2ZM56 30V29H55ZM54 30V31H55ZM59 29H57V31H58ZM62 30H60V31H62ZM68 30H70V29H68ZM80 30V31H79ZM111 30H112V28H111ZM124 30V29H123ZM125 30H127L126 32H127V34L129 33V34H131L132 33V31H134V28H133V30H128L127 28L125 29ZM140 30H141V28H140ZM142 30H144L143 28H142ZM144 30V31H145ZM168 30H169V28H168ZM167 30V31H168ZM195 30V31H194ZM200 30V31H199ZM7 31V30H6ZM53 31V30H52ZM51 31V32H52ZM57 31H55L56 33H57ZM73 31V30H72ZM71 31V32H72ZM75 31V30H74ZM85 31H87V30H85ZM128 31H130V32H128ZM139 31V30H138ZM143 31V32H144ZM159 31H161V30H159ZM162 31H163V29H162ZM192 31V32H191ZM8 32V31H7ZM8 32V33H9ZM50 32V33H51ZM69 32V31H68ZM70 32V33H71ZM88 32V31H87ZM96 32H98V31H96ZM101 32V31H100ZM108 32V31H107ZM117 32V31H116ZM120 32H121V30H120ZM126 32H125V34H124V32H121V34L123 33L124 35H126ZM158 32V31H157ZM169 32V31H168ZM177 32V33H176ZM181 32H186L185 34L187 35H185L184 33H181ZM187 32H188V34H187ZM197 32V33H196ZM198 32L200 33V34H198ZM3 33H5L4 31L2 32V34ZM8 33H6V34H8ZM21 33H22V35H21ZM61 33H64V32H61ZM66 33V32H65ZM102 33H104L103 31H102ZM101 33V34H102ZM112 33H113V30H112ZM111 33V34H112ZM119 33V32H118ZM134 33H135V31H134ZM146 33H148V32H146ZM155 33V32H154ZM154 33H152V34H154ZM159 33V32H158ZM179 33V34H178ZM180 33L182 34V35H180ZM213 34V35H211V36H209L208 34ZM6 34H5V38L8 40L9 38L10 39H12V37H8V36H6ZM21 35V37H23V40H22V38H19V37H17L18 35ZM41 34V33H40ZM69 34V33H68ZM89 34H91L90 36H92V33H89ZM95 34V33H94ZM96 34H98V33H96ZM94 35V36H98V35ZM128 34V35H129ZM133 34V33H132ZM139 34V33H138ZM137 34V35H138ZM155 34H157V33H155ZM165 34V33H164ZM4 35V34H3ZM8 35H10V34H8ZM17 35V36H16ZM19 35V36H20ZM55 34H53V36H54ZM62 35V34H61ZM78 35V34H77ZM76 35V36H77ZM80 35V34H79ZM103 35V34H102ZM108 36H110L109 35V33L107 34ZM114 35H116V34H114ZM119 35V34H118ZM141 35V34H140ZM144 35V34H143ZM166 35V34H165ZM183 35H185L184 37H182ZM2 36V35H1ZM27 36H29V35H27ZM44 36H46L45 34H44ZM52 36V34L50 35V37ZM66 36H68V35H66ZM89 35L87 36L88 38L90 37ZM105 36V35H104ZM122 36V38L124 37V38H126L125 36H123V35H121ZM167 36V35H166ZM176 36V39L178 40V41H176V39L174 38ZM38 37H39V34H38ZM49 37V38H50ZM56 37H58V33H57V36ZM64 37H65V35H64ZM72 37H74V35L73 36H71V38ZM79 37V36H78ZM134 37V36H133ZM168 37V36H167ZM4 38V39H5ZM52 38V37H51ZM50 38V39H51ZM54 39H56L55 38V36L53 37ZM68 38H69V36H68ZM75 38V37H74ZM88 38H87V41H86V39L84 40L85 41V43L87 42V45L89 44V47H90V41L92 42V38H90V40H88ZM99 38H101L102 39V37H101V35H100V37ZM98 38V39H99ZM113 38V37H112ZM114 38H115V36H114ZM120 39V41H122L123 39L121 38V37H116V39ZM127 38H128V36H127ZM129 38L131 39V36H129ZM138 38V37H137ZM141 38H143L142 36H141ZM34 38H31L30 40H31V42H32V40H33ZM41 39V38H40ZM43 40H41V42L42 41H44L45 39H44V37L42 38ZM76 39H77V37H76ZM80 39V38H79ZM95 39H96V37H95ZM107 39H108V37H107ZM71 40V39H70ZM70 40H69V42H70ZM78 40V39H77ZM83 39H82V37H81V39H80V42L82 41ZM110 40H111V37H110ZM113 40V39H112ZM135 41V44H137V42H138V44L140 45L141 43H139V40H141V39H139L138 38V41L136 42V39H134V38H132V41ZM143 40V39H142ZM142 40L140 41V42H142ZM170 40H171V43H170ZM173 40H174V42H173ZM4 41V40H3ZM3 41H1V46H2V43H3ZM6 41V40H5ZM22 41H24L23 42V44L24 45H21L20 44V42H22ZM37 41V40H36ZM71 41H73V39L71 40ZM79 41V40H78ZM84 41H83V43H84ZM99 41V40H98ZM119 41V42H120ZM129 41V40H128ZM208 41H210V42H208ZM8 42H9V40H8ZM6 43L8 46L10 45L9 43ZM31 42H29L30 44H32ZM55 42V41H54ZM58 42V41H57ZM80 42H79V44H80ZM115 42H116V40H115ZM118 41L116 42L117 44H118V46H119V43ZM130 42H131V40H130ZM147 42V41H146ZM146 42H145V44H144V47L146 46V49H148V51L150 50V48H147V45H146ZM149 42V41H148ZM147 42V43H148ZM151 42V41H150ZM149 42V43H150ZM13 43L15 44V45H13ZM29 43H28V45H29ZM37 43V42H36ZM45 43V42H44ZM58 43H60V42H58ZM115 43V44H116ZM123 43H124V41H123ZM142 43H144V42H142ZM163 43L165 44V46L163 47ZM210 43V45H211V47L210 46H208V48H204V52L203 51H200V49L202 48V47H205V46H207V44H209ZM5 44V42L3 43V45L5 46V47H3V49L5 48L6 49V47H7V45ZM19 44H20V46H19ZM35 44V41H34V43L32 44V45H34ZM38 44H39V38H38ZM38 44L37 45H35V47H34V50H33V52L31 51V53H32V56H34L33 55V53H34V51L35 52H38V50H36V47H38ZM41 44V43H40ZM46 44V43H45ZM50 45H51V42L49 43ZM62 43H60V46L62 47V45H61ZM79 44H78V46H79ZM111 44V43H110ZM115 44L114 43H112V45H114V49H116L115 48ZM126 44H128L127 43V39L125 40V44L123 45V44H121V46H125ZM173 44V45H172ZM16 45H17V47H16ZM42 45H43V51L41 52V54L43 55V52H44V44L42 43ZM41 45V46H42ZM66 46H67V44H65ZM65 45H63V48L65 47ZM74 45H75V40H74ZM86 45V46H87ZM92 45V44H91ZM111 45V46H112ZM129 45L130 44H128V46L126 47L125 46V49L123 48V51H125V52H127L126 50H128V47H129ZM138 45V46H139ZM142 45V44H141ZM167 45V46H166ZM171 45H172V47H171ZM0 46V47H1ZM77 46V47H78ZM93 46V45H92ZM110 46V47H111ZM117 46V45H116ZM121 46H119V48H122ZM133 46H134V42H133ZM136 46V45H135ZM149 47H150V45H148ZM21 47V49H22V52H21V54L24 52L23 50L25 49V47L24 48H22ZM28 47H30V49L32 48L31 47V45H29ZM27 47V48H28ZM51 47H52V45H51ZM72 47H73V44H72ZM95 47V46H94ZM106 47V46H105ZM46 48H49V46L47 45L46 46ZM45 48V49H46ZM76 48V47H75ZM74 48V50H76ZM99 48V47H98ZM112 48V49H113ZM129 48H131V50L133 49L132 48V45H131V47H129ZM135 48V47H134ZM199 48V49H198ZM1 49H2V47H1ZM9 49V50H10ZM39 49V54H37L38 56L39 55H41L40 54V51H41V48L39 47L38 48ZM67 49H68V47H67ZM70 49L71 50H69V52L67 51V53H71V51H72V48L70 47ZM140 49V48H139ZM139 49H138V51H139ZM169 49V48H168ZM8 50V47H7V54L8 53H10V52H8L9 51ZM28 50H29V48H28ZM93 50H94V48H93ZM142 50V49H141ZM139 51L138 52V54L137 55H139V54H143L142 53V51ZM145 50V49H144ZM19 51H21V50H19ZM57 51V50H56ZM62 51H63V49H62ZM80 51V49L76 52V54L78 53ZM96 51V50H95ZM110 51V50H109ZM117 51V50H116ZM119 51V50H118ZM123 51H121V52H123ZM130 51V50H129ZM148 51H147V54H149L150 52H155V51H152V50H150V52L148 53ZM0 52H2V51H0ZM3 52H4V50H3ZM74 52V53H75ZM112 52L114 53L115 51H113L112 50ZM111 52V53H112ZM121 52H119V54H121ZM124 52V53H125ZM136 52V51H135ZM160 52H159V54H160ZM169 52V51H168ZM6 53H2L3 54V56L1 55L0 56V58H4V56L6 55ZM16 53H19L18 51L16 52ZM16 53H15V56H16ZM25 53H26V55H27V57L29 56V53H28V51H26V49H25ZM52 53L53 52H51V53H49V55L51 56V58H53L52 57ZM72 53H73V51H72ZM79 53H82V52H79ZM108 53V52H107ZM164 53H165V51H164ZM165 53V54H166ZM20 54V53H19ZM20 54V55H21ZM57 54V56L59 55V54H65L66 55V50L64 51V52H62L61 53V50H60V53L58 54V52L56 53ZM90 54V53H89ZM96 54V53H95ZM114 54H116V52L114 53ZM145 52H144V55L146 56L147 55ZM163 54V53H162ZM124 54H122V56H123ZM127 55H128V53H127ZM129 55H130V53H129ZM134 55H135V53H134ZM144 55H142V56H144ZM8 56H9V54H8ZM8 56H6V58H4V60H6L7 61V64L9 65V63H10V61L12 60V58L11 57H9V59H8ZM13 56V55H12ZM18 56V55H17ZM24 56H25V54H24ZM24 56H22V57H19V58H22V60H23V58H24ZM38 56H34V58H37V62H38V60H40L41 59V61H43V60H45L46 58L48 59V56L46 55V58H44L43 59V57H44V55H43V57L42 58H40L39 57V59H38ZM67 57H68V55H66ZM74 56H75V54H74ZM95 55H93V57H94ZM99 56V54L98 55H96V57H98ZM140 56V55H139ZM145 56H144V59H145ZM148 56V55H147ZM159 56L161 57V54L160 55H158V57H156L157 59L159 58ZM166 56V55H165ZM27 57H26V60L24 59V61H23V64L24 63H27V62H29L28 60H27ZM81 57H82V55H81ZM81 57H78V59L79 58H81ZM128 57V56H127ZM132 57V56H131ZM167 57V56H166ZM165 57V58H166ZM10 58H11V60H10ZM15 58V57H14ZM33 58V57H32ZM76 58V57H75ZM75 58H74V61L71 59V61H73V63H71V64H74L75 63ZM122 58V57H121ZM125 58V57H124ZM123 58V59H124ZM143 58V57H142ZM168 58V57H167ZM167 58L166 59H164V57L162 56L161 57V59L159 58V60H158V63H160L159 64V67H161V66H164V64H163V59H164V61L165 60H167ZM170 58V57H169ZM16 59V58H15ZM29 59H30V57H29ZM47 59H46V61H47ZM57 59V58H56ZM66 59V61H69L70 62V58L67 60V58H65ZM130 59V58H129ZM133 60H134V62H135V56H133V58H132ZM8 60H9V62H8ZM18 60H21V59H18ZM17 60V62H19ZM22 60L20 61V63L22 64ZM49 60H51L50 58H49ZM82 60V62L85 60V61H87L86 59H85V57L84 58H82L81 59ZM146 60V59H145ZM144 60V61H145ZM6 61H4L5 62V65H6ZM14 59H13V62H12V64H14ZM34 61V60H33ZM95 61V62H94ZM94 61H92V63L91 64H94V63H96V60H95V57H94ZM130 61H131V59H130ZM129 61V62H130ZM153 61H155V58H154V60ZM0 62H2L1 61V59H0ZM16 62V61H15ZM16 62V63H17ZM31 62H32V60H31ZM34 62H36V59H35V61ZM76 62H78L77 61V59H76ZM79 62H80V59H79ZM109 62V61H108ZM111 62H113V61H111ZM125 62V61H124ZM157 62V61H156ZM20 63H19V67H20ZM40 63L41 62H39V64L38 65H40ZM57 63H59V66H60V61L58 60V62ZM57 63H56V65H57ZM144 63V62H143ZM145 63H146V61H145ZM157 63V64H158ZM11 64V65H12ZM43 64H45L44 62L41 64V66L43 65ZM49 64H50V62H49ZM54 64H55V60H54ZM76 64V63H75ZM80 64V63H79ZM86 65H88L87 64V62L85 63ZM108 64V63H107ZM131 64H133L132 63V61H131ZM147 64V67H149L150 65H148V63H146ZM156 64V63H155ZM163 64V65H162ZM177 64H179V63H177ZM47 65V64H46ZM51 66H52V64H50ZM50 65H49V67H50ZM102 65V64H101ZM100 65V63H99V65H95V67L93 68V66H92V68L93 69H87V67H86V69L84 68L85 66H83L82 68V70H79V71H77V70H74V71H68L67 72V70H66V72L68 73V75H69V77H68V80L70 79V76H71V79H73L72 78V76H75V77H77V78H79V79H81L82 81H81V83L79 82L78 83V80L77 79H75V82L74 81H72L73 82V85H69V84H66V82L68 81H66L65 83H63V85L61 86V87H59V88H57V91L59 92L58 93V95H60V96H62L63 98H64V95H66L67 97L68 96H73V94H74V96H73V98L75 97V94L77 93L76 92V89H78V88H81L80 89V91L78 92V94L77 95H79V94H86V96H91L92 97V99H93V96L92 95H95V92H94V87H95V84L96 83H98V81H96V80H99V82H100V85H101V78L103 77L105 80H106V82L108 83V84H106L105 85V82H104V85H105V88H106V90H105V94H108L107 92H110L111 93V91L113 90L114 91V88H115V90L117 89L116 88V86H115V84L117 85V87H118V85L120 86V84L122 85V88H120V87H118V88H120V92H121V89H124L123 88V86L125 87L126 86V88H128L127 90L129 91V92H131V86H140V84H141V86L143 87V85L146 83V85L147 86H150L151 84H152V80L154 79V75L151 73V71H143V72H135V71H133V70H131L130 69V67L129 66H126V65H123L122 63L121 64H119V65H117L116 66V68L120 71L119 72V74L118 75H116V73L114 74V73H112L111 72V69H112V67H109V68H106L105 70V72H103V70H102V67L103 66H101ZM142 65V64H141ZM161 65V66H160ZM225 65L227 66L226 68H225ZM13 66V65H12ZM22 66V65H21ZM25 66V65H24ZM27 66L30 68V66L32 67V65L30 64V66L27 64L26 66H25V69L27 68ZM40 66V67H41ZM58 66V67H59ZM107 66V65H106ZM136 66V65H135ZM158 66V65H157ZM175 66H177V65H175ZM175 66H171V68H175V69H173L172 71H167V73H170V74H176V73H179L177 70H179V69H176V67ZM13 67H15L14 68V70L16 69V64L13 66ZM44 68H45V66H43ZM43 67H41V69L43 68ZM48 67V66H47ZM62 66H60V68H61ZM96 67H98V69H96ZM100 67H101V69H100ZM137 67V66H136ZM18 68V67H17ZM21 69H22V67H20ZM28 68V69H29ZM33 68V67H32ZM36 68H37V66H36ZM53 67H51V69H52ZM59 68V69H60ZM146 68V67H145ZM40 69V68H39ZM39 69H38V72H39ZM64 69V68H63ZM23 70V69H22ZM61 70V69H60ZM11 71H12V69H11ZM17 71V70H16ZM15 71V72H16ZM19 71H21V70H19ZM44 71V70H43ZM42 71V72H43ZM55 71V70H54ZM65 69L63 70V73H64V75H65ZM76 71V72H75ZM137 71H139V70H137ZM7 72H8V70H7ZM24 72H26V70H24ZM24 72H22V73H24ZM36 69H35V74H33V73H31L34 77L36 76ZM37 72V73H38ZM45 72V71H44ZM44 72L42 73L43 74V77H44ZM46 72H47V70H46ZM53 72V71H52ZM51 72V73H52ZM14 73V72H13ZM48 73V72H47ZM46 73V74H47ZM50 73V72H49ZM50 73V74H51ZM62 73V72H61ZM20 74V72L18 73V75ZM25 75H26V73H25ZM31 75V76H32ZM59 75H60V73H59ZM63 75V76H64ZM67 75V74H66ZM65 75V76H66ZM176 75H178V74H176ZM40 76V75H39ZM52 76H53V73H52ZM56 76V75H55ZM160 76H161V74H160ZM166 76V75H165ZM22 77H24V76H22ZM28 77H29V75H28ZM46 77H48V76H46ZM81 77V78H80ZM124 77H127V79H128V81H122V79L124 78ZM59 78V77H58ZM64 78V77H63ZM61 79V78H60ZM66 80V79H65ZM103 80V79H102ZM105 80H103V81H105ZM150 81H151V84H150ZM189 81V82H190ZM95 82V83H94ZM153 82H155V81H153ZM115 83V84H114ZM118 83V84H117ZM144 83V84H143ZM159 83H164V82H162V81H160ZM166 83L167 84H170L171 85V87L173 88V85H174V83L173 82H171V81H169V79L167 78L166 79ZM166 83H164L165 85H166ZM171 83H173V85L171 84ZM143 84V85H142ZM81 85V87H79ZM145 85V86H146ZM160 85V84H159ZM159 85L157 86L156 85V88H152V89H157V87L159 88ZM165 85H163L162 87H161V85H160V88L163 90V93H167L168 91L171 93H169L170 95H173V98H174V95L177 93V90H178V93L177 94H179V96L180 97H178V95H177V99H175V102L176 103H178V101H182L181 102V104L182 103H184V102H188L187 100H188V97H189V95H188V97L187 96H185V94H183L182 92H186V95H187V93H188V90H187V88L184 90H182V92L180 91V89H181V87H180V89H175V86H174V89H172V90H169V89H171V87H170V85H169V87H168V85H166V87H167V90L166 91H164L165 89H164V86ZM191 85V84H190ZM193 85V84H192ZM191 85V86H192ZM101 86H103V85H101ZM152 86H153V84H152ZM151 86V87H152ZM98 87H99V84H98ZM98 87L96 86V89H98ZM142 87H141V89H142ZM195 87V86H194ZM192 88V90L194 89L195 90V92H196V90L198 89V88ZM46 88V90H45V92H46V94H47V87H45ZM73 88H74V90H73ZM104 88V86H103V89H105ZM136 88H138V87H136ZM135 88V92H137V93H140V91H138V89H136ZM178 88V87H177ZM188 88H189V86H188ZM54 89V88H53ZM52 89V93H54V90ZM70 89H72L71 91H70ZM130 89V90H129ZM141 89H139V90H141ZM222 89H223V91H222ZM225 89V90H224ZM82 90V91H81ZM143 90H145V88L143 89ZM149 90V89H148ZM158 90V89H157ZM193 90V91H194ZM201 90V91H202ZM42 91H43V88H42ZM96 91V90H95ZM100 91V92H99ZM99 94H101V90L99 89ZM103 91V90H102ZM113 91H112V96L113 97H115L114 96V93H113ZM116 91H118V89L116 90ZM145 91H147V88H146V90ZM175 91V92H174ZM193 91H191V88L189 89V92H193ZM200 91V92H201ZM222 91V92H221ZM71 92V93H70ZM94 92V93H93ZM123 92V91H122ZM151 92V91H150ZM158 92V91H157ZM180 92V93H179ZM51 93V92H50ZM55 93H57L56 91H55ZM73 93V94H72ZM104 93V92H103ZM103 93H102V95H103ZM132 93H133V91H132ZM143 94H144V92H142ZM142 93H140L139 95L138 94H136L135 96H139L140 97V95L142 96ZM151 93H153V91L151 92ZM151 93H149L150 94V98H151ZM154 93H156V92H154ZM175 93V94H174ZM198 93V92H197ZM203 93L202 94H199L198 93V95L196 94V93H194V95H193V93L192 94H190L191 95V97L193 98L194 97V99H195V101H196V99L198 100V98H200L202 95H203ZM241 95H243V97L244 98H254V101L256 102V104H257V107L259 106V105H261L262 107H264V84H258V83H252L251 84V87H249V86H247V85H243V86H241L240 87V92H239ZM68 94V95H67ZM70 94V95H69ZM134 94L135 93H133V96H134ZM158 93H156L155 95H157ZM181 94V95H180ZM43 95L45 96V94L43 93ZM76 95V96H77ZM111 95V94H110ZM118 95H119V93H118ZM145 95V94H144ZM168 95V93L166 94V96ZM183 95V96H182ZM196 95V96H195ZM47 96H48V94H47ZM50 96V95H49ZM49 96H48V98H49ZM59 96V97H60ZM83 96V95H82ZM100 96V95H99ZM123 96H127V94H124ZM123 96H122V99H123ZM129 96V95H128ZM127 96V98H126V101L129 99V101L128 102H130V99L131 98H134L133 96H131V94H130V98ZM154 96V95H153ZM54 97V99H55V95L53 96V94H52V98ZM105 97V96H104ZM113 97H112V99H113ZM143 97V96H142ZM141 97V98H142ZM157 97V96H156ZM155 97V99H157ZM159 97V96H158ZM164 97V96H163ZM162 97V98H163ZM169 98V100H168V102L171 100V97L172 96H168ZM197 97V98H196ZM223 97H224V94H223ZM47 98V99H48ZM52 98L50 97V101H52ZM56 98H58V96L56 97ZM106 98V97H105ZM105 98H103L105 101L107 100V99H105ZM107 98H108V100H110L111 98H110V96L108 97L107 96ZM137 98V97H136ZM149 98V97H148ZM166 98V97H165ZM184 98H186V100L184 101ZM59 99V98H58ZM60 99H62L61 97H60ZM59 99V100H60ZM125 99V98H124ZM138 99V98H137ZM140 99V98H139ZM173 99V100H174ZM181 99V100H180ZM194 99H191L190 98V100L192 101H189V102H191V103H193V102H195L194 101ZM55 100H57V99H55ZM89 100V99H88ZM102 100V99H101ZM100 100V101H101ZM115 101H113L114 103H113V105L115 106V107H113L112 105H111V111H108V112H106L105 114V116H107V117H105L104 116V113H103V116H101L102 118L104 117L107 121L106 122H108V123H110V124H107L106 122H103V123H106V124H103L102 123V125H104V126H106V127H108L109 128V126L108 125H110V127H111V125L113 124V123H115V120L117 119V113H118V111L117 110H119V108L118 107H116L118 104H120V102L121 101H119V103H117V105L115 104L117 101V99H114ZM120 100V99H119ZM160 101H161V97H160V99H159ZM158 99H157V101H159ZM172 100V101H173ZM221 100V99H220ZM54 101V100H53ZM93 101V100H92ZM111 101V100H110ZM132 101V100H131ZM149 101V100H148ZM150 101H154V98L152 97V99L150 100ZM200 101V100H199ZM202 101V100H201ZM205 101L201 104V105H203L204 103H205ZM222 101V100H221ZM220 101V103H222ZM253 101V102H254ZM49 102V101H48ZM123 102H124V100H123ZM151 102V103H152ZM156 102V101H155ZM175 102L173 103L172 102V104H175ZM180 102L178 103V104H180ZM198 102V101H197ZM100 103V102H99ZM98 103V104H99ZM126 103V102H125ZM157 103V102H156ZM165 103H167L166 101L164 102V105L163 106H165ZM110 104H112V102L110 103ZM122 104V103H121ZM120 104V105H121ZM154 104V103H153ZM169 104H171V103H169ZM168 104V105H169ZM189 104V103H188ZM195 104V103H194ZM207 104V103H206ZM88 105V104H87ZM119 105V106H120ZM190 105V107H193V105L192 104H189ZM192 105V106H191ZM199 105V104H198ZM79 106H81V105H79ZM78 106V107H79ZM89 106V105H88ZM167 106V105H166ZM195 106H196V104H195ZM260 106V107H261ZM83 107V106H82ZM190 107H189V109H190ZM86 108V107H85ZM88 108V107H87ZM117 108V109H116ZM79 109V108H78ZM78 109H76V110H78ZM80 109H82V108H80ZM79 109V110H80ZM88 109H90V106H89V108ZM116 111V112H114V110ZM161 109H163L162 107H161ZM164 109H165V107H164ZM166 109H167V107H166ZM166 109H165V111H166ZM182 109V108H181ZM83 110V109H82ZM82 110H80L79 111V113L82 111ZM90 110H92V109H90ZM89 110V112H90V116H91V114H94L95 113V111H93L92 110V112ZM88 111V110H87ZM164 111V110H163ZM231 111H232V109H231ZM230 109H226L225 110V112L224 111H222V109H217V110H207V111H204V113L203 114H201V113H199V117H197L198 116V114H197V118L196 117H194L195 119H194V121L192 122L191 120V122L193 123V127H192V124H189V125H191V128H192V130L190 131L189 130V132H186L185 134H183V136L181 137H179L178 139H175L174 141H172L173 139H174V137H173V139L171 138V141L170 140H168L167 142H165L164 143V145H162V146H160V148H158V149H156L154 152H152V153H149V151H146V150H144V153H146L147 152V156H150L151 155V157H155V158H157V159H160V160H173L175 157H177V155H181V154H194V155H197L198 157H201V158H203L205 161H210V160H212L213 158H216V157H218V155H220V152H221V150H222V147H224L225 145H227V144H229L230 142H233L232 140L233 139H235V141L237 140V138H230L227 134H225V133H220L219 132V125L223 122V121H225V119H229L230 117H232V115L230 114ZM73 112H74V110H73ZM94 112V113H93ZM181 112V111H180ZM76 113H78V112H76ZM88 113V112H87ZM87 113H85V114H87ZM116 113V114H115ZM70 114H71V112H70ZM82 114V113H81ZM96 114H98V113H96ZM96 114H94V117L93 116H91L92 117V119L90 120V118L88 119L89 120V122L90 121H92V122H94V120L93 119H100L101 117H99V118H95L96 117ZM100 114V113H99ZM98 114V115H99ZM184 114V113H183ZM80 115V114H79ZM78 115V116H79ZM71 116V115H70ZM69 116V117H70ZM73 116V115H72ZM74 116H75V112H74ZM81 117H83V115H80ZM79 116V117H80ZM100 116V115H99ZM179 116V115H178ZM184 116H186V114H184ZM188 116V115H187ZM89 117V116H88ZM182 117V116H181ZM189 117H191V116H189ZM189 117H188V120H189ZM72 118V117H71ZM70 118V119H71ZM75 118H77V117H75ZM126 119H125V121L127 120V116L125 117ZM178 119H180L179 117H177ZM74 119V118H73ZM129 119V118H128ZM172 119V118H171ZM185 120L184 121H181V120H183V119H180V123L182 122V123H185V122H188L187 121V119L186 118H184ZM192 119V118H191ZM72 120V119H71ZM164 120V119H163ZM167 120V122H169L170 120L169 119H165V121ZM73 121V120H72ZM79 121V120H78ZM162 121V120H161ZM161 121L159 120V123H161ZM174 121V120H173ZM173 121H171V123L173 122ZM175 121H177L176 119H175ZM174 121V122H175ZM80 122V121H79ZM88 121L87 122H84V124L86 123H89ZM92 122H90L89 123V125H91V124H93V125H95L96 124V122L95 123H92ZM99 122V121H98ZM129 122V121H128ZM127 122V123H128ZM131 122V121H130ZM130 122H129V124H130ZM177 122H179V121H177ZM190 122V123H191ZM74 123V122H73ZM112 123V124H111ZM126 123V124H127ZM170 122L169 123H167L168 125H170L171 124ZM53 124H55V123H53ZM79 124V123H78ZM77 124V125H78ZM164 124V123H163ZM162 124V125H163ZM175 124L176 125H174V123L173 124H171V125H174L175 127L177 126V124L178 123H176L175 122ZM188 124V123H187ZM57 125V124H56ZM76 125V124H75ZM76 125V126H77ZM114 125V124H113ZM155 125L156 126H154V125H152L153 126V128L151 129V131L153 130H156L154 127H157V129H158V127H159V129L161 128L160 126H157V125H159L158 124V122H157V124L155 123ZM179 125V124H178ZM27 126H30V125H27ZM51 126V125H50ZM67 126H69V124L67 125ZM72 126H73V124H72ZM103 126V127H104ZM174 126H172V128L174 127ZM20 127V126H19ZM31 127V126H30ZM56 127V126H55ZM54 127V128H55ZM58 127V126H57ZM78 127V126H77ZM77 127H74V128H77ZM85 127H87L86 129L87 130H90V131H92L91 129H89V127L88 126H84V128H83V125H81V123H80V128H79V130H81V128H82V131L84 132V131H87L86 129H85ZM93 127H95L96 128V125L95 126H93ZM113 127V126H112ZM130 127V126H129ZM171 127V126H170ZM25 128V129H24ZM24 130H26V126H24ZM27 128H29V127H27ZM63 128V127H62ZM72 128V127H71ZM91 128V127H90ZM151 128V127H150ZM20 129V128H19ZM67 129H68V127H67ZM83 129H85V130H83ZM103 129H106V128H103ZM113 129H114V127H113ZM21 130H22V128H21ZM20 130V133L22 132ZM23 130V131H24ZM31 130H33V129H31ZM30 130V131H31ZM56 130V129H55ZM57 130H59V128L57 129ZM62 129H60L59 131H61ZM109 130V129H108ZM125 130V129H124ZM129 130H130V128H129ZM132 130H134V128H132L131 127V130H130V132L129 133H131L132 132ZM67 131V130H66ZM68 131H71V130H68ZM73 131V130H72ZM94 131V130H93ZM99 131V130H98ZM101 131V130H100ZM104 131V130H103ZM102 131V132H103ZM114 131H115V129H114ZM152 131V132H153ZM157 131V130H156ZM156 131H154L155 133H156ZM56 132V131H55ZM63 132V131H62ZM76 133H78V129H76V131H75ZM105 132V131H104ZM109 131H107V133H108ZM127 132V131H126ZM153 132V133H154ZM28 133V132H27ZM59 133V132H58ZM61 133V132H60ZM67 133V132H66ZM85 133V132H84ZM154 133V134H155ZM24 134H25V132H24ZM71 134H72V132H71ZM88 134H89V131H88ZM91 134L93 135V133H91L90 132V135L89 136H91ZM96 134H98V133H95V135ZM148 134H152L151 132H149ZM16 135L17 136H19L20 137V134H19V132H16ZM60 135V134H59ZM58 135V136H59ZM63 135V134H62ZM65 135H68V133L67 134H65ZM65 135H63V137L65 136ZM84 135V134H83ZM85 135H86V133H85ZM84 135V136H85ZM94 135V136H95ZM125 135V134H124ZM123 135V136H124ZM129 136V139L128 140H130V139H132L131 137H130V135L129 134H126L125 136ZM23 136H25V135H23ZM55 136V135H54ZM71 136V135H70ZM94 136H93V139H94ZM106 136H108V135H106ZM125 136H124V141L121 143V145L118 147V146H116V150H115V148L113 147V150H115V151H121L123 148H125V145L126 144H129V142H128V140L126 141V138H128V137H126L125 138ZM132 136V135H131ZM56 137V136H55ZM60 137V136H59ZM66 137V136H65ZM75 137V136H74ZM73 137V138H74ZM77 137H78V135H77ZM81 137V136H80ZM104 137V136H103ZM54 138V137H53ZM58 138V137H57ZM62 138V137H61ZM70 138V137H69ZM66 139V140H69L70 141V139ZM176 138V137H175ZM47 139V138H46ZM92 139V137H91V140H93ZM98 139H99V137H98ZM48 140H50V139H48ZM52 140V139H51ZM63 140V139H62ZM96 140V139H95ZM100 140V139H99ZM103 140V139H102ZM126 141V142H125ZM54 142V141H53ZM56 142V141H55ZM59 142H61V141H58V143ZM63 142H65V141H63ZM72 142V141H71ZM99 142V141H98ZM128 142V143H127ZM50 144H53L52 143V141L51 142H49ZM74 143V142H73ZM86 143V142H85ZM54 144H57V143H54ZM62 144V143H61ZM64 144V143H63ZM72 144V143H71ZM77 144H80L79 142L77 143ZM83 144H84V142H83ZM83 144H82V146H83ZM87 144V143H86ZM74 144H72L71 146H73ZM76 145V144H75ZM38 146V145H37ZM36 146V148H38ZM52 146V145H51ZM59 146V145H58ZM78 145H76V147H75V149H74V146L72 147L73 149H71L70 150V153H72L73 151H75V153H76V149L78 148L77 147ZM80 146V145H79ZM86 146V145H85ZM82 147V153H83V156L86 154V156H89V155H92V156H95V157H100L99 156V154L100 153H98L101 149V147L100 148H97V147H95L94 148V150L93 149H91L92 147H90V149H88L89 151L90 150H92V151H90L91 153H89V151H87L86 152V150H87V146L86 147ZM40 147V146H39ZM53 147H55L54 145H53ZM63 147H65V146H63ZM62 147V149H64ZM67 147V146H66ZM69 147V146H68ZM118 147V148H117ZM130 147H132V145L130 146ZM23 148V147H22ZM22 148H20V150H23ZM71 147H69V149H70ZM112 148V147H111ZM18 149V148H17ZM67 149V148H66ZM69 149H67V150H69ZM100 149V150H99ZM118 149V150H117ZM53 150H54V148H53ZM95 150H99L98 152H96V154H93L94 152H95ZM111 150V149H110ZM55 151V150H54ZM72 151V152H71ZM114 151V152H115ZM15 152H18V150H15ZM44 152V151H43ZM49 152H52V151H49ZM65 152V151H64ZM78 152V151H77ZM101 152H102V150H101ZM111 152H113L112 150H111ZM21 153V152H20ZM22 153H25V152H22ZM48 153V152H47ZM53 153V152H52ZM51 153V154H52ZM63 153V152H62ZM68 153H69V151H68ZM75 153H74V155H75ZM89 153V154H88ZM53 154H55V153H53ZM52 154V155H53ZM61 154V153H60ZM67 154V153H66ZM16 155V154H15ZM21 155V154H20ZM49 155H50V153H49ZM76 155H79V153L77 154L76 153ZM80 156V155H79ZM94 158V157H93ZM86 164V166H85V170H84V168L82 169V168H79L77 171H75V172H73L72 174H73V178H74V180H75V183H76V185H78L81 189H86V188H97V187H104V186H107V184L109 183V184H111V183H113V182H115V181H118L119 179H120V177H123V175L125 176V175H127L130 171H131V169L133 168H131V167H129V168H127L128 169V171H125L124 173H116V172H114L113 174H111V175H106V176H104L102 179H99V180H93V181H87V180H84V178H85V172H87V171H89L88 170V168H87V166L88 167H90V166H92L91 164H90V162L89 161H87V163H85ZM83 166V165H82ZM83 166V167H84ZM5 171H7V170H5ZM7 173V172H6ZM20 173V172H19ZM18 174V173H17ZM22 174V173H21ZM13 175V174H12ZM18 175H20V174H18ZM10 176V175H9ZM80 176H81V178H80ZM13 177H15V175L13 176ZM17 177V176H16ZM6 178H8V177H6ZM217 182H219V183H222V184H225V183H227V186H234V185H241V184H243L244 183V181H239V182H236V180H234V179H232V178H229V177H227V178H223L222 180H220V181H217ZM257 184H260V185H264V181H260V182H257ZM63 189V190H65V191H67V192H70V190H71V187L70 186H68V185H66V184H61V186H59L58 187V189ZM210 192V191H209ZM209 192H206L205 194H207L206 195V199H207V201H213V202H218V201H221V200H223V201H226L227 199H226V197L224 198V196H221V195H218V194H216L214 191L212 192V190H211V193H209ZM209 194V195H208ZM263 195H262V197L261 196H257V197H255V196H253V197H250L249 199H248V202H247V204H246V206H245V208H246V210L245 211H243V216H251V217H255V218H260V217H263L264 218V207H262L261 208V206L264 204V192L262 193ZM231 197H233V198H235V197H237L238 196V191L236 192H234V193H230L229 194ZM259 197V198H258ZM229 200V199H228ZM264 206V205H263ZM182 215L181 214H179L178 213V211H174V212H170L169 214H167V221H166V225H165V223H164V220H161V219H159V220H155V221H149V222H146V224L143 226V229L142 230H140V227L139 228H137L135 231V233H137V235L136 236H139V235H141V237L143 238V240H140L141 242H143L144 244H143V246L144 247H146V248H148V250H150V249H152L153 250V252L155 253V254H157V253H159V257L161 258V259H164V260H166V258L168 257L167 255H169L170 256V254H172V253H178V252H180V251H182V250H184V249H187V248H189V243H188V245H186V242L185 241H183L182 242V240L180 239V237H179V231H180V229H181V226H183V222L181 221V217ZM164 223V224H163ZM167 224H168V226H167ZM158 231H161L164 235H166L167 237H171L170 239L169 238H164V239H162V241L161 242H157V240H154V236L155 235H157V232ZM156 233V234H155ZM159 234H160V232L158 233V235L157 236H159ZM140 237V236H139ZM140 237V238H141ZM157 238H161V236L160 237H157ZM164 240V241H163ZM96 242V244L95 245H97V246H99L100 248H105V247H107V245H108V239H105V238H98L97 239V241H95ZM172 245H171V244ZM95 245H91V246H85L82 250H80V252H70L69 254H68V257H67V260H66V262H65V264H96V261H97V257H96V253H95V251L93 250V248H94V246ZM239 245V244H238ZM188 246V247H187ZM157 252V253H156ZM208 253V252H207ZM154 254V255H155ZM179 255L181 254V253H178ZM174 255V254H173ZM209 255H210V253H209ZM157 256H158V254H157ZM156 256V257H157ZM160 259V260H161ZM163 260V261H164ZM166 262V264H169L168 262H167V260L165 261Z\"/></svg>",
    "mask_w": 264,
    "mask_h": 264
}]
</instances>
